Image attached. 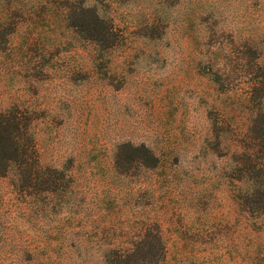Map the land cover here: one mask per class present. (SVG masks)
<instances>
[{"label":"rangeland","instance_id":"374dc122","mask_svg":"<svg viewBox=\"0 0 264 264\" xmlns=\"http://www.w3.org/2000/svg\"><path fill=\"white\" fill-rule=\"evenodd\" d=\"M10 108L41 172L0 176V264H103L153 225L168 264H246L264 241L232 166L264 157V0H0Z\"/></svg>","mask_w":264,"mask_h":264},{"label":"trees","instance_id":"16d2710c","mask_svg":"<svg viewBox=\"0 0 264 264\" xmlns=\"http://www.w3.org/2000/svg\"><path fill=\"white\" fill-rule=\"evenodd\" d=\"M82 11L87 15L89 13L90 16H86L85 21L96 32L98 40L99 37L110 34V27L93 8L85 7ZM262 113L259 114V119H254L256 127L253 139L259 140V145L264 143V112ZM30 119L28 114L16 108L0 113V176L14 167L19 180H25L28 184H31L33 177L41 172L30 131ZM122 147H127L131 151H144L152 160L144 163L146 166L156 163V157L144 146L124 145ZM255 147L244 148L237 160L232 162V166L239 173L238 206L249 218L260 217L261 219L264 217V157H257ZM153 226L154 228L148 226L143 236L130 245L124 248H110L106 251L103 264H168L166 244L160 237L158 227ZM246 260H248L246 264H264V241L255 247L254 255Z\"/></svg>","mask_w":264,"mask_h":264}]
</instances>
